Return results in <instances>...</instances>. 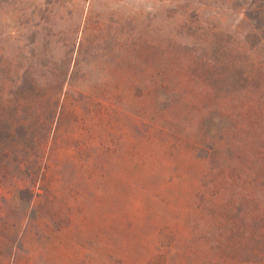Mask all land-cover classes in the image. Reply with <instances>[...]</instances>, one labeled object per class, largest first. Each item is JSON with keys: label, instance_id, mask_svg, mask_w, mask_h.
<instances>
[{"label": "rangeland", "instance_id": "rangeland-1", "mask_svg": "<svg viewBox=\"0 0 264 264\" xmlns=\"http://www.w3.org/2000/svg\"><path fill=\"white\" fill-rule=\"evenodd\" d=\"M259 149L264 0H0V264H264Z\"/></svg>", "mask_w": 264, "mask_h": 264}, {"label": "trees", "instance_id": "trees-1", "mask_svg": "<svg viewBox=\"0 0 264 264\" xmlns=\"http://www.w3.org/2000/svg\"><path fill=\"white\" fill-rule=\"evenodd\" d=\"M9 131H14L12 130V128L10 127L8 129ZM14 133V132H13ZM207 144V146H205ZM204 145V146H203ZM194 146L196 147H199V148H202V149H208V157L206 158V160H204L208 165L209 163H212L211 159L213 158V156L216 155L217 153V149L214 148V146L212 144H210L209 142H205L203 139L201 141H197L194 143ZM2 153L4 155H7L8 154V150L6 148H4L2 150ZM257 156H260V157H263L264 156V149H259L258 150V153H257ZM211 158V159H210ZM221 173H213L212 174V179H211V182L215 181L218 176L220 175ZM208 176V172H202L201 173V180H204L206 177ZM25 190H29V189H25ZM31 192V190H30ZM222 193V189L221 188H216V187H211L209 186V188L206 187V190L204 192H199L200 196L202 199H207L209 200L210 202H214L218 195ZM254 220V219H253ZM255 220H260V223H261V227H260V230H255V232H253L251 235H250V238L254 241V242H259L262 244L263 246V249H264V214H262L260 216V218H256ZM246 221V220H245ZM250 252L252 253L251 255H254V249H251ZM255 256V255H254ZM253 256V257H254Z\"/></svg>", "mask_w": 264, "mask_h": 264}]
</instances>
